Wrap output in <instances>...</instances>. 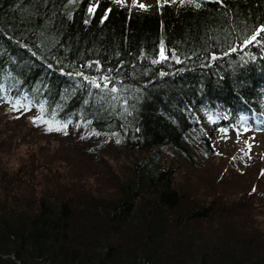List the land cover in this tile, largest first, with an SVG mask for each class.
<instances>
[{
    "label": "trees",
    "instance_id": "obj_1",
    "mask_svg": "<svg viewBox=\"0 0 264 264\" xmlns=\"http://www.w3.org/2000/svg\"><path fill=\"white\" fill-rule=\"evenodd\" d=\"M133 1L0 0L5 119L83 126L133 160L104 180L55 142L0 158V264H264L263 158L215 152L221 129L264 121V38L244 43L264 0Z\"/></svg>",
    "mask_w": 264,
    "mask_h": 264
},
{
    "label": "rangeland",
    "instance_id": "obj_2",
    "mask_svg": "<svg viewBox=\"0 0 264 264\" xmlns=\"http://www.w3.org/2000/svg\"><path fill=\"white\" fill-rule=\"evenodd\" d=\"M121 3H129L132 0H117ZM159 0H134L133 3L144 4L149 8L153 3L158 4ZM175 1V0H168ZM138 8V7H136ZM140 9V8H138ZM264 26V25H262ZM261 26V27H262ZM6 116V109L0 106V117ZM36 114L23 109H17L10 113L9 117L2 121L0 127V158L2 161L9 160L10 164L17 167L25 158L24 147L27 142L41 141L40 155L45 158L51 157L53 152L57 151L53 148V142L57 146L62 147L71 157L77 160H87L91 158L97 162L101 169H109L105 172L103 179L107 180L111 174V169H119L120 172L125 171V164L133 162L131 153L121 146L116 140L109 139L106 136L96 135L89 132L85 127L66 126L55 127L47 125L42 119L35 123ZM51 128L52 130H49ZM226 132H221L216 143V155L221 156L226 150L236 151V157L232 161V165L238 168L250 167L254 169L256 165L251 161L253 158L262 157L264 162V121L252 122L248 119L236 128H226ZM23 133L20 136V133ZM249 136H251L249 138ZM251 145V147H249ZM87 147H92L102 158H97L96 154H90ZM61 150H58L60 152ZM166 156L177 160L178 154L173 149H168ZM208 155L200 152L197 154L195 161L201 164V167L211 171L215 162L207 160ZM219 158H217L218 161ZM92 162V161H91ZM217 165V164H216ZM204 169V170H206ZM208 171V172H209ZM254 177H250L254 179ZM264 180V175H263ZM264 217V210L262 211Z\"/></svg>",
    "mask_w": 264,
    "mask_h": 264
},
{
    "label": "snow or ice",
    "instance_id": "obj_3",
    "mask_svg": "<svg viewBox=\"0 0 264 264\" xmlns=\"http://www.w3.org/2000/svg\"><path fill=\"white\" fill-rule=\"evenodd\" d=\"M181 2H182V0H181ZM132 6H133V7H138V8H141V9H145V8L147 7V6L144 5V4H136V3H133ZM158 6H160V5L158 4ZM93 11H94L93 8H90V9H89V12H90V13H92ZM257 36H262V38H264V26L259 27V28L257 29L256 34H254L250 39L245 40L244 43H245V44H251V43L257 41ZM232 50L235 51V49H232ZM105 79H106V78H105ZM39 119H41V118H40V117H36V118H34V121H33V122L35 123V122H36L37 120H39ZM65 127H66V125H65ZM49 130H52V129L49 128ZM221 131L226 132L227 129H221ZM249 147H251V145H249Z\"/></svg>",
    "mask_w": 264,
    "mask_h": 264
},
{
    "label": "bare ground",
    "instance_id": "obj_4",
    "mask_svg": "<svg viewBox=\"0 0 264 264\" xmlns=\"http://www.w3.org/2000/svg\"><path fill=\"white\" fill-rule=\"evenodd\" d=\"M92 135V134H91ZM99 196V195H98ZM102 198H103V196H102ZM105 199H106V197H104Z\"/></svg>",
    "mask_w": 264,
    "mask_h": 264
}]
</instances>
